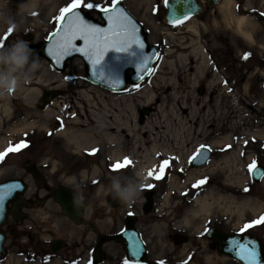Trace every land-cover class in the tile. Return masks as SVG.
<instances>
[{
	"label": "rangeland",
	"instance_id": "1",
	"mask_svg": "<svg viewBox=\"0 0 264 264\" xmlns=\"http://www.w3.org/2000/svg\"><path fill=\"white\" fill-rule=\"evenodd\" d=\"M118 1L142 25L148 45H155L158 48V56L153 62L152 71L139 83L130 81L128 73L126 85L119 91H111L90 83L86 75V66L79 56L66 60L64 69L58 70L42 53L37 52L35 56L39 58L41 67L31 75L32 83L30 84L24 80L30 75L28 65L13 69L11 65L2 62L6 64V67L1 66L0 71L11 69L12 74L19 78L18 85L21 88L35 87L40 90L36 98L30 99L29 103L18 94L20 87L6 95L11 110L9 115L2 116L0 122V152H4L10 145L16 146L21 142L26 146L18 151L7 152L0 158V182L20 177L32 190L30 173L26 172V166L34 163L47 182L59 181L67 186L75 187V190L85 199L87 215L94 213L97 217L96 214H101L99 218L101 228L107 230L110 228L108 218L116 211H124L125 203H121L119 207L116 206L117 209L114 207L115 210L110 214L108 212L110 208L106 205L104 198L105 189L114 188L116 184L125 186L140 179L132 163L117 170H114L111 165L128 157L130 153L135 155H142V153L136 151V146L124 137L123 133L119 135L122 147L117 154L114 151L119 148V144L114 147V144L105 142L100 143L104 147L102 149L96 148L98 143H91L81 150L73 142L68 141L65 134L61 133L65 129V122L72 119H76L78 123L85 122L93 127L90 132L93 138L101 139L104 130L90 118L92 114H102V110L98 109L102 105L116 108L110 111L111 114L126 116L128 121L135 117L133 121L144 124L147 121L153 123L156 121L155 117H158V114L155 106H159L160 101H164L163 98L168 102L163 114L168 115L170 119H173L174 110L184 100L188 109L194 106L200 108L192 118L191 129L181 137L191 140L192 144H195L194 150L187 157L186 153L181 151L182 145L185 144L182 143L184 141L178 143L176 140L169 141L166 136H156L160 145L163 144L171 150L166 155H158L156 165L158 166L166 159H174L169 161V166L164 169L161 179L145 178L144 175V182L140 185L141 189L148 188L144 185L152 184L157 193H169L168 197L164 196L166 200L175 198V201L180 202L179 206L185 204V201L188 202L186 206L188 210L181 214L184 213L183 216H187L192 221V201L183 194L192 192V186L195 184L192 183V179L196 178V182L204 180L210 183L207 195L211 194L212 197L211 217L214 223L224 221L227 227L232 225L236 230L245 223L260 217L264 214V177L260 182L253 181L247 165L253 159L264 165V161L259 159L264 155V88L259 87L264 79V70L255 73L245 72L244 86L237 90L238 94L234 90H230L227 94L224 92V87L216 83L213 85L215 88H212V97L208 99L211 84L215 80L218 82L220 77L216 76L213 81L209 78L205 55L208 25L204 20L190 21L193 19L191 18L182 24L168 25L162 19L164 9L161 6V0ZM248 1L256 2L257 9L255 10L264 16V0ZM68 2L69 0H21L17 8H12L8 0H0V37H4L3 44L0 45L2 49L0 56L8 55L10 51L8 47L18 40L27 42L28 47L34 52L45 41L48 34L57 28L59 21L54 17ZM93 2L100 3L102 6H111V0H93ZM81 9L100 20L99 10H89L83 7ZM11 21H15L19 28L5 37L8 32L7 25ZM249 21L248 25L251 26V30L262 36L264 23L257 19H249ZM225 23L218 25L217 22L215 23L214 26H218L215 27L218 33L226 32L225 29L221 30L222 26H226ZM26 34L31 36L29 40H25ZM245 40L244 48L249 49L250 40L247 38ZM258 43L261 44L262 40ZM193 47L201 49L204 57L201 54L192 55ZM197 65H200V71H197ZM67 74H72L73 77L68 78ZM222 77L224 74L221 75ZM253 82L254 85H252ZM49 88L61 90L62 94L54 97L59 108L57 105L51 106L50 113L46 114L39 94L42 89ZM151 95H159L158 102L149 104L148 98ZM1 99L2 97H0V105ZM86 99H90L91 106L95 107L87 104ZM89 108L94 109V112H88ZM183 115L186 116V113L184 112ZM99 120V123H106L103 117ZM174 121L178 125L177 120ZM207 124L211 126L208 129L205 128ZM68 125V128L73 130L78 127L74 123ZM220 126L222 128L219 130ZM257 131L260 133L257 134ZM245 132L247 133L244 134ZM227 133L230 134V138L223 139ZM217 139L222 142H216ZM191 142L187 147L192 145ZM201 145L210 148L211 158L203 166L190 168L189 170H198L205 167V170L187 178L189 159ZM228 145L238 146L239 151L227 152L226 146ZM92 149L97 150L95 154H90ZM148 169L151 168L148 167L146 170ZM142 171L146 174L145 169ZM137 176L139 178H135ZM172 178L178 183L170 185L169 179ZM28 194L29 190L26 192V195ZM158 200L160 199L157 198ZM245 200L254 206L259 204L261 207L254 210L245 204L241 206V201ZM35 210L38 215L30 220L36 225V230H40L42 238L63 236L67 244H77L80 227L61 213L58 204L49 202L46 206H37ZM202 221L203 219L197 222L202 224ZM28 223V221L23 222V224ZM3 230L6 240L0 252V264L8 262L9 264H26L21 261L23 255L21 251L25 249L26 244L27 247L34 249L33 243L37 239L35 232L33 238L27 239L25 233L21 232L25 228L19 229L12 218L8 219ZM189 231L192 232V225ZM259 233L261 239H264V226ZM44 239L38 240L43 241ZM185 247L182 246L180 249L181 257L186 253ZM36 255L39 256L40 253L36 252ZM55 257L57 256L54 255L53 258ZM211 259L212 264H240L219 253L215 246L212 249Z\"/></svg>",
	"mask_w": 264,
	"mask_h": 264
},
{
	"label": "flooded vegetation",
	"instance_id": "2",
	"mask_svg": "<svg viewBox=\"0 0 264 264\" xmlns=\"http://www.w3.org/2000/svg\"><path fill=\"white\" fill-rule=\"evenodd\" d=\"M20 1L8 0V3L12 8H17ZM195 1L199 4V11L192 18L198 22L203 19L208 25L205 55L209 78L213 80L215 76L220 77L218 82L215 80L211 84L208 99H211L212 88H215L213 85L216 83L224 87L225 93L228 94L230 90H234L238 94L237 90L244 86L245 72L255 73L264 70V32L261 36L260 33L251 30L250 25H247L246 29L250 33V38H247L240 32L239 28H236L237 26L235 27L234 19L244 16L248 20L257 19L264 23V16L255 10L257 3L253 1L232 0V3L230 2L228 5L224 3V0ZM160 3L165 12L162 0ZM81 11L86 16L98 20L82 9ZM216 22L217 25L226 22V26L221 27V30L225 29L226 32L218 33L215 28L218 26H214ZM262 37L263 39H261ZM246 38L250 40L249 49L244 48ZM260 40H262L261 44L258 43ZM245 53H248L247 59L243 58ZM223 74L224 77L221 78ZM255 83L257 84L256 81ZM259 87L264 88V79ZM226 147L229 153L233 152V148L239 151L236 145ZM259 159L263 162L264 155ZM256 163L262 165L259 161ZM177 173L181 174L180 172ZM196 180V178L192 179V183L196 184ZM30 184L33 187L32 190L27 184L24 194L28 206L20 208L24 217L19 223L15 222L19 229L25 228L21 232L25 233L27 239L33 238L34 232L37 235V239L33 243L35 250L27 247L26 244L25 249L21 251L23 253L21 261L26 264H52L54 262L64 264H122L125 259L128 260L129 264H161V262L162 264H212V249L215 246L218 250L219 244L210 234L214 228L226 234L248 233L256 236L264 248V239H261L259 233L264 224L256 225L241 232V228L234 230L232 225L227 227L224 221L218 223L212 221V197L211 194L207 195L210 190V183L207 181L196 187L192 186L191 193L183 194L192 201V221L188 220L187 222L183 214L188 210L186 207L188 202L185 201V204L179 206L180 202L175 201V198L165 199L169 193H157L154 187L145 189L140 187L138 198L132 203H125L124 211H116L113 214L111 212L117 207L114 208L109 205L105 194L106 205L110 208L108 212L111 214L108 218L110 228L107 230L101 228L102 225L99 222L101 214H96L97 217L94 213L87 215L85 199L76 190L77 195L84 199L82 218L89 225L86 226L84 223L77 225L80 227L77 244H67L63 236L42 238L40 230H36V225L30 220V218L38 215L35 212L37 206H46L49 202L57 204L52 198L53 186L64 183L59 181L50 183L44 177L43 186L40 187L30 175ZM70 187L75 190V187ZM27 190H29L28 195H26ZM207 197L209 204L202 210L198 200L207 199ZM157 198L160 200L157 201ZM121 203L119 201L118 207ZM182 212L184 213L181 214ZM202 219V224H198L197 221ZM25 221L29 223L23 224ZM190 224L192 225V232L189 231ZM124 230L125 243L114 238V236L122 235ZM134 242L138 243L139 248L135 255L130 247V244ZM57 245L59 246L57 247ZM182 246H186V253L181 257L180 249ZM54 248H57L56 251ZM36 252H39L40 255H36ZM54 255L57 257L53 258Z\"/></svg>",
	"mask_w": 264,
	"mask_h": 264
},
{
	"label": "water",
	"instance_id": "3",
	"mask_svg": "<svg viewBox=\"0 0 264 264\" xmlns=\"http://www.w3.org/2000/svg\"><path fill=\"white\" fill-rule=\"evenodd\" d=\"M164 6L166 10H165V13L163 14V20L168 25H178L179 23L170 22V21H177V20H183L182 23H184L188 19L192 18V16H194L199 11V4L195 0H169L168 5L166 6L164 3ZM116 8L118 10L122 9L125 12V14L128 16V18L132 21V24L136 29V35L144 43V48L142 50L143 54L147 57H151V59L148 61L147 66L150 69H152V64L158 56V48L155 45H148V42L142 30V25L138 23V21L126 10L124 5L120 1H118ZM78 11L80 12L81 16L86 22L96 25L100 28H104V29H107L110 27V22L107 19V15H109L110 13L106 14V13L100 12V18L102 20V22H100V21H97L95 19H92L86 16L80 9H78ZM185 15L188 16V19L186 20L183 19ZM53 33L49 34L46 40L43 41L38 46V48L34 50L33 53L34 55L37 52L42 53L46 58H48L47 60L50 62V64L58 70L64 69L66 60L74 56H79L81 57V59L83 60L86 66V75L90 83L100 85L111 91H119L121 90V88H123L126 85L128 73H129L128 79L134 83L141 82L146 76L149 75V73H142L143 79H138V73L135 67V63L138 62V58H136L135 62H133L134 58H130L126 54H123V53H114L111 51L105 54L104 60L109 65H122V67L119 68V79L122 81L121 84L113 83L111 78H108V79L99 78L96 75L95 67L91 64L90 60L81 52L73 51L70 55L63 57L60 60H57L55 57L49 55V49L51 48L52 44L55 42V38L52 36ZM24 38L25 40L27 39L29 40L31 36L29 34H26ZM74 43L77 47H82L84 45V41L80 39L75 40ZM116 56H120L121 59L116 60L115 59ZM110 57L112 59H110ZM29 59H31V57H29ZM104 75L107 76L106 70L104 72ZM72 76H73L72 74H68L69 78ZM61 94H62L61 90L50 89V88L42 89L39 94V98L41 99L42 106L44 107L48 106L51 98L61 96ZM210 154L211 152L208 147L202 149L201 152L196 155V158L194 160H191L190 166L200 167V166L205 165L210 159ZM26 170H27L26 172L32 175L37 186H40V187L43 186V179H44L43 174L34 163L28 164L26 166ZM263 176H264V167L262 165H257L256 169H254V171L251 173L252 179L255 182H257ZM24 181L25 180L23 178L16 177V178H9V179H6L0 182V188L7 186V185H12V184L20 185L19 188L14 189L11 195L5 199L3 210L0 211V252L3 249V245L6 240V234L3 230L4 224H6L9 217L13 218L15 222L19 223L24 217V213L20 210V208L24 206H28V203L23 196L24 191L26 190V182ZM52 198L59 205L61 213L65 215L66 218L68 217L75 224L84 223L86 226H89L88 223L84 222L82 218V214L84 211V201H83L84 199L80 198L77 195L76 190H74L70 186H66L63 184H55L53 186ZM106 198L111 207H116L119 205V200L113 198L112 195H107ZM81 200L83 201L82 204H81ZM124 233H125V230L122 232V235H120L119 237L114 236V238L125 243V239L123 238ZM210 234H212V236L219 243L218 244L219 253L225 256H228L240 262L241 264H244V262L237 255L238 250L231 243V241L236 240L241 243L251 242V246L257 250L260 261L262 262V264H264L263 244H260L259 239L256 236H252L248 233L226 234L215 228L211 230ZM58 246L59 245H57V247ZM56 249L57 248H54V251H56Z\"/></svg>",
	"mask_w": 264,
	"mask_h": 264
},
{
	"label": "snow or ice",
	"instance_id": "4",
	"mask_svg": "<svg viewBox=\"0 0 264 264\" xmlns=\"http://www.w3.org/2000/svg\"><path fill=\"white\" fill-rule=\"evenodd\" d=\"M118 0H111V8L102 6L100 3H94L93 0H69V2L62 8L55 20L59 21L57 30L52 34L55 38V42L49 49V55L55 57L57 60L62 59L65 56L70 55L73 51L83 53L91 62L96 69V75L99 78L108 79L111 78L113 83L121 84L122 81L119 79V68L122 65H109L105 60V54L109 51L114 53H123L130 58H138V62L135 63V67L138 73V79H143L142 73H150L148 61L151 57H147L143 54L144 43L136 35V29L132 24V21L128 18L125 12L121 9L118 10L116 5ZM167 6L169 0H164ZM81 7L89 10H99L102 13H110L107 15V19L110 22V27L107 29L100 28L96 25L86 22L81 16L78 9ZM35 14V13H33ZM183 19H188L185 15ZM172 23H182L183 20L170 21ZM12 32L8 29L5 37ZM80 39L84 41L82 47H77L74 43L75 40ZM4 37H0V45L3 44ZM248 53H245L244 59H247ZM110 59H112L110 57ZM116 60H120V56L115 57ZM105 70L107 76L104 75ZM67 79V77H66ZM138 87V85H137ZM230 90V89H229ZM26 144L21 142L16 146L10 145L4 152H0V158L7 154V152L18 151L20 148L25 147ZM230 147V146H229ZM206 148L205 145H201L197 149V153L190 158L194 160L196 155L201 152L202 149ZM97 150L92 149L90 154H95ZM159 155V154H157ZM174 158H169L162 161L158 166L154 165L153 168L146 170L145 178L152 177L159 180L163 176L164 169L169 166V161ZM132 162L128 157H124L123 160L115 162L111 167L117 170L121 167H126ZM248 171L251 174L257 167L256 160L247 165ZM204 180L197 181L193 187L203 184ZM145 187L151 188L152 184L144 185ZM19 184L7 185L0 188V211L3 210L5 199L11 195L14 189L19 188ZM247 190V189H245ZM264 224V214L260 217L253 219L245 223L240 231L244 232L246 229L252 228L256 225ZM231 243L237 248V255L244 262V264H262L259 258L257 250L251 246V242L241 243L233 240ZM133 249V254H137L139 251L138 243L134 242L130 244ZM122 264H129L128 260L125 259ZM162 264V262H161Z\"/></svg>",
	"mask_w": 264,
	"mask_h": 264
},
{
	"label": "bare ground",
	"instance_id": "5",
	"mask_svg": "<svg viewBox=\"0 0 264 264\" xmlns=\"http://www.w3.org/2000/svg\"><path fill=\"white\" fill-rule=\"evenodd\" d=\"M232 3V0H224V3L228 5V3ZM191 19V18H190ZM194 19L190 20L193 21ZM234 23L237 26V28H239L240 32L242 34H244V36H246L247 38H250V33L247 31L246 26L250 23V21L244 17V16H239V17H235L234 19ZM192 29H194L193 27H191ZM195 31V29H194ZM192 55H198L201 54V56L204 57L201 49H198L196 47L192 48ZM197 53V54H196ZM201 61H203V59H201ZM0 65L5 68L6 64H2L0 62ZM0 66V67H1ZM197 71H200V65L196 66ZM216 77V76H215ZM213 81V80H212ZM32 83L30 80L28 81V84ZM215 85V84H214ZM20 87V88H19ZM19 88V93L22 97V99L24 101H26L27 103L30 102V99H34L36 98L38 92L40 89L35 88V87H25V88H21L20 85H18ZM21 89V90H20ZM225 92V90H224ZM166 97V96H165ZM159 100V95L158 96H153L151 95L148 98V103L149 104H153L156 101L158 102ZM164 101H160V105L159 106H155V111L157 112V116L155 117V122H144V124L142 122L140 123H136L135 121H133V119L135 120V117L132 118V120L128 121L126 116H122L121 114H114V113H110V111H113V109L116 108H109L106 105H102L101 108L98 107L99 110L101 111V115H96V114H90L91 118L90 120L92 122L96 121L97 124H99L101 126V128L104 130L103 136L101 139H95L93 138V136L91 135V130L93 127H91L89 124L82 122V123H78L76 122V119H72L70 121L65 122V129L61 132L63 134H65L66 139L70 142H73L77 148L79 149H85L87 148V146L91 143H98V145H96V148L102 149L104 148L100 143L101 142H105L107 144H114L116 147L119 144V148L117 150H115V154H117L118 150H120V148L122 146H120V141H119V137L121 136L120 134L123 133L124 137H127L131 143L136 146V151H139L142 153V155H135L133 153H130L128 155V158L130 159V161H132V164L135 166V168L137 169V175H139L140 177V173H142L145 169L150 167L153 168L154 165H156V163L158 162V155L157 154H161V155H166L169 151L168 148L164 147L163 144L160 145L158 143V141L156 140V136H166L168 138L169 141H173L176 140V142L180 143L182 141V143H185L184 145H182L181 147V151H184L188 156H190V154H192V151L194 150V145L192 144L191 140H187V139H182L181 137L184 136L185 133H188V130L191 129L192 126V118L195 117V114L199 112L200 108L197 107H192L191 109H188L187 105H186V101H182V103L178 106V108L176 110H174V116L172 117L173 119H170L168 115L163 114L166 111V107H167V100L163 98ZM2 103L0 105V122L2 119L3 115H9V112L11 110V106L9 104V99L8 96H3L1 99ZM86 103L89 104L91 106V101L90 99H86ZM176 103L178 104V102L176 101ZM58 106V104H56V101L54 99H52V101L50 102V104L48 105V107H45L46 109V114L50 113V108L51 106ZM100 105V104H99ZM91 107H95V106H91ZM173 107V106H172ZM59 108V106H58ZM202 108V107H201ZM165 109V110H164ZM172 109V108H171ZM189 110V111H188ZM188 111V112H187ZM88 112H94V109H88ZM186 113V116L183 115V113ZM3 113V114H2ZM106 119V123H99L98 121L99 118ZM70 119V118H68ZM174 120H177L178 125H176V122ZM195 120V119H194ZM133 121V122H131ZM70 123H74L77 127L76 130L73 129H69V125ZM210 126V124L205 125V128L208 129ZM204 128V126H203ZM204 128V129H205ZM222 128V126H220L219 130ZM247 132H245L244 134H246ZM257 134L260 133V131L256 132ZM120 135V136H119ZM230 138V134L227 133V135L224 136L223 139L228 140ZM181 139V140H180ZM192 145H190L189 147H187L188 143ZM216 142H222L220 139H217ZM238 149L233 148V152H237ZM173 152V151H172ZM208 167V165H207ZM188 171L186 173V177H192L194 175H196L197 173H201L202 171L205 170V167H202L201 169L198 170H189L192 167H187ZM195 170V171H194ZM145 173V172H144ZM138 176L135 178H139ZM169 183L170 185L173 184H177L178 181H176L174 178L169 179ZM241 206H243L244 204L251 207L254 210H258L261 205H253L251 203H249V201L245 200V201H241ZM198 203L201 205V209L204 210L207 207L208 203V199H200L198 200ZM186 222L189 220L187 216H184ZM18 262V260H17ZM19 263V262H18ZM55 263V262H54ZM6 264H9L6 263Z\"/></svg>",
	"mask_w": 264,
	"mask_h": 264
},
{
	"label": "clouds",
	"instance_id": "6",
	"mask_svg": "<svg viewBox=\"0 0 264 264\" xmlns=\"http://www.w3.org/2000/svg\"><path fill=\"white\" fill-rule=\"evenodd\" d=\"M8 29L12 31L19 28L15 21H11ZM9 48V54L0 56V62L9 64L14 68L23 67L28 65L30 68V75L24 78L25 82L31 79V75L35 73L40 67L39 58L34 55L33 50L27 45V42L18 40L14 42ZM2 50V49H0ZM31 57V60H29ZM19 78L12 74V70L0 71V97L12 93L18 86ZM145 173H140V179L137 181L121 186L116 184L114 188L105 189L106 195H112L113 198L118 199L122 203H132L138 198L140 194V185L144 182ZM83 201L81 200V204Z\"/></svg>",
	"mask_w": 264,
	"mask_h": 264
}]
</instances>
